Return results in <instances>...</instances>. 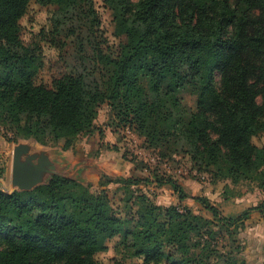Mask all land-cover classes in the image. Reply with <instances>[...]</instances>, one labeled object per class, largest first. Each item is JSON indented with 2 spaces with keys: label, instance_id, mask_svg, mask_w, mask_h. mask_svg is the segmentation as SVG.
<instances>
[{
  "label": "trees",
  "instance_id": "1",
  "mask_svg": "<svg viewBox=\"0 0 264 264\" xmlns=\"http://www.w3.org/2000/svg\"><path fill=\"white\" fill-rule=\"evenodd\" d=\"M31 3L67 12L93 0H0V127L7 141L71 149L96 129L105 103L119 126L161 157H187L213 182L264 186V145L253 142L264 133V0H101L114 41L92 46L99 79L61 67L48 80L38 79L40 50L22 39ZM184 90L197 97L192 113L178 97ZM135 168L149 177L101 173L97 193L68 172L31 190L0 189V264H101L96 255L114 237L123 260H140L130 264H247L232 233L252 211L264 215V201L226 217L194 197L213 216L208 220L188 206L156 204L142 186L169 185L180 201L187 195L176 179L145 164ZM110 184L122 190L125 216L110 200ZM224 234L233 246L227 251L216 245Z\"/></svg>",
  "mask_w": 264,
  "mask_h": 264
},
{
  "label": "rangeland",
  "instance_id": "2",
  "mask_svg": "<svg viewBox=\"0 0 264 264\" xmlns=\"http://www.w3.org/2000/svg\"><path fill=\"white\" fill-rule=\"evenodd\" d=\"M101 4V0H93L92 5L82 4L67 12H53L36 3L30 4L22 21V39L40 50L44 66L38 79L48 80L51 74L61 67L75 75L87 73L99 79V66L94 63L92 46L102 39H107L109 43L114 41L110 17ZM214 79L218 84L217 72ZM178 97L187 113L196 110V95L184 90ZM106 110L105 103L101 104L95 121L96 129L91 135L83 134L76 139L73 156L82 158L79 159V163L92 162L95 167H103L108 175L123 178L129 177L135 164H145L152 173L176 179L189 197L198 195L204 198L226 217H236L247 208L264 201V186H260L256 181H242L237 184H232L229 180L213 182L209 174L196 171L187 157L172 155L171 158H163L160 156V150L146 148L142 137L128 127L119 126L115 116L111 118ZM253 142L258 146L264 145V133L253 138ZM19 144L38 143L33 139L21 138L16 142H9L3 136V129L0 127V189L6 193L17 190L11 183V162L14 147ZM76 146H79V150ZM40 148L44 151L62 150L60 144L40 145ZM138 171L142 177H149L146 170ZM73 174L81 183L90 185V190L96 193L100 192V183L105 181L95 170L87 175L88 180L79 178L76 172ZM51 176V174L44 176L41 184L46 183ZM117 188L118 185L110 184L106 190L114 207H118L120 211L123 209L119 202L122 190ZM143 190L158 205L169 206L178 203L177 193L169 185L158 188L153 182L146 185ZM183 202L188 203L195 214L213 220L211 213L192 198H187ZM121 211L124 215V210ZM243 223V226L232 233L233 239H236V244L240 247V257L247 264H264V215L252 211ZM217 242L216 245L221 251L233 247L227 234L218 237ZM165 250L168 251L169 248ZM123 253L120 238L114 237L107 240L105 250L96 257L101 264L140 263L137 258L123 260L121 258Z\"/></svg>",
  "mask_w": 264,
  "mask_h": 264
},
{
  "label": "water",
  "instance_id": "3",
  "mask_svg": "<svg viewBox=\"0 0 264 264\" xmlns=\"http://www.w3.org/2000/svg\"><path fill=\"white\" fill-rule=\"evenodd\" d=\"M52 152L35 150V146L19 144L14 147L11 162V183L18 191L31 190L42 183L47 174H63L49 158ZM45 154V155H44ZM42 155L44 158H41Z\"/></svg>",
  "mask_w": 264,
  "mask_h": 264
},
{
  "label": "crops",
  "instance_id": "4",
  "mask_svg": "<svg viewBox=\"0 0 264 264\" xmlns=\"http://www.w3.org/2000/svg\"><path fill=\"white\" fill-rule=\"evenodd\" d=\"M107 113H109V110L107 108L106 110ZM110 115V113H109ZM96 127V125H95ZM87 140V139H86ZM97 142H99V139H97ZM33 146H35V150H42L40 148V145H36L34 144ZM77 147V146H76ZM75 149V146H73V148L71 149H68V150H58V151H55V149H53V151L49 154V158L51 159V161L61 170L63 171H69V172H72L73 173H78V177L79 178H84L85 180H88V177L87 175L91 174L94 170L98 173V174H101V173H104V174H107V172L105 171V169L103 167H95L93 166L91 163H89L88 161L85 162V163H79L80 160L79 159H82V158H77L75 156H73V151ZM79 150V146L76 148ZM52 150V149H50ZM82 157H84L82 155ZM73 168V169H71ZM108 175V174H107ZM111 176V175H110ZM143 175L140 174V171H138V169L135 168V166L133 167L132 171H131V174L129 175V177H135V178H144L142 177ZM87 178V179H86ZM155 185V184H154ZM165 185L163 186H160L158 188H161V187H164ZM143 187V186H142ZM146 187V186H145ZM157 187V186H155ZM170 187V186H169ZM171 188V187H170ZM144 189V187H143ZM145 191V190H144ZM185 192V191H184ZM187 195V193H186ZM198 195H193L192 197H189L187 195V198H192L194 200V197H196ZM184 199V200H185ZM180 201L178 199V203L176 204H172V205H182V206H188V203H184L183 201ZM157 204V203H156ZM213 205V204H212ZM164 206V205H162ZM168 206V205H167ZM215 206V205H214Z\"/></svg>",
  "mask_w": 264,
  "mask_h": 264
}]
</instances>
